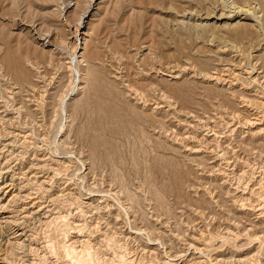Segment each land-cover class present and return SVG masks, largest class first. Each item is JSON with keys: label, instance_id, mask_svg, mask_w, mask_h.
Listing matches in <instances>:
<instances>
[{"label": "rangeland", "instance_id": "obj_1", "mask_svg": "<svg viewBox=\"0 0 264 264\" xmlns=\"http://www.w3.org/2000/svg\"><path fill=\"white\" fill-rule=\"evenodd\" d=\"M224 1L229 7H248L249 4L251 7L248 8L261 7L257 14L260 16L258 19L253 15L242 16L232 23L225 21L220 23L221 26L215 25L214 17L221 15L228 6ZM75 3L77 5L72 7ZM85 4L83 0H0V117L10 119L4 124L5 120L1 122L0 119V145L5 140L14 143L11 153L7 154V165L15 168L17 177H32L27 173L30 162L41 160L45 163L38 172L42 175L39 174L40 183L46 182L47 185L37 183V186L45 187L44 191L41 186H36V181L28 191L36 192L32 193L34 198L45 196L46 199L51 192H59L55 200H60V203L52 201L53 212L57 211V214L52 213L48 223H29V229L32 227L31 232L35 234L31 233L34 234L32 240L24 244L25 250L22 248L20 254L10 256L11 248L8 244L5 247L7 240L4 238L8 234L0 228V254H10L16 264H29L27 258L40 262L36 264H71L72 256L66 248L74 232L79 235L86 230L91 234L87 235L85 231L79 235L84 245L81 243L77 247L82 249L90 240L88 249L91 248L92 259H89L94 264H132L133 261V264H152L151 259L155 256L149 257L151 255L144 252L145 245H155L165 257L168 255L172 259L174 255L189 252V261L192 260L191 254H195L192 264L199 260L201 264H242L240 259L243 264H264V0H104L97 16L88 25L91 39L86 45H82L84 41L75 44L74 27L85 12ZM76 7L78 10L68 19L64 18L67 10L72 11ZM57 8L59 11L55 10ZM208 17L209 22L205 20ZM239 19L244 25H237L234 29L226 26L227 23L235 26ZM258 28L261 31L256 30ZM49 33L55 41L52 47L47 48L40 38L42 35L48 37ZM77 45L78 51L85 48L82 53L86 59L82 64L77 59ZM146 46L152 49L151 54L144 58ZM21 65L26 69L24 80L18 75ZM172 65H178V70H186L187 67L190 71H183L178 80L163 75L162 71L159 74L161 67ZM226 67L240 75L236 77L241 81L224 72ZM85 74V79L80 80ZM211 76L217 81H211ZM244 82L249 86L253 84L252 88ZM20 86L23 87L21 92ZM236 91L254 93L256 97L253 99L261 104L245 108L240 104L244 97ZM165 96L171 98V101L167 99L170 107L165 103ZM161 104L167 105H164L165 109H156ZM246 118H260V121L255 122L257 125L253 122L252 126L247 124ZM10 131L14 134H9ZM251 131H260L259 136L251 137ZM18 133L22 138L20 135L16 137ZM192 149L198 150L197 155L194 156ZM53 158L69 165L67 169H60L57 176L51 169L54 167ZM5 166L0 165V174ZM91 198L95 204L90 208L85 203ZM30 201L27 202L32 205L34 202ZM64 233L67 235L62 236ZM200 237H203V242ZM109 241L112 245L105 244ZM63 242L68 244L66 248ZM195 242H202L199 245L205 252L197 253L191 247ZM99 243H103V247L107 245L105 250ZM108 245L117 247L113 249ZM107 247L109 251L105 252ZM177 250L182 251L177 253ZM118 255L127 257L122 262Z\"/></svg>", "mask_w": 264, "mask_h": 264}, {"label": "bare ground", "instance_id": "obj_2", "mask_svg": "<svg viewBox=\"0 0 264 264\" xmlns=\"http://www.w3.org/2000/svg\"><path fill=\"white\" fill-rule=\"evenodd\" d=\"M80 1H82V0H77V2H80ZM83 1H85L86 2V4H85V12H84V14L80 17V19L78 20V23H77V25L74 27V35H75V38H76V41H75V44H77V42H79V41H84V43L85 44H82V45H86L87 44V42H88V40H89V38L91 37V32H90V28L88 27V25H90L91 24V22L93 21V19L97 16V12L99 11V9H100V6L104 3V0H83ZM225 2V1H224ZM223 2V4H225ZM233 2V1H232ZM231 2V3H232ZM235 2V1H234ZM233 2V3H234ZM229 3V2H228ZM63 4V3H62ZM227 4V3H226ZM235 4V3H234ZM249 4V3H248ZM258 4V3H257ZM77 5V3H75L72 7H75ZM228 6H225V8L224 7H222V8H224V10L222 11V13H221V15H219L218 16V14H217V17L215 16L214 18L216 19V21H215V25H217V24H219L220 25V23H225V21H228V22H231V21H233V20H237V18H240V17H242V16H244V17H248L249 15H250V17H251V15H253V17L254 18H256L257 17V14H259V9L261 8H258V7H252V8H248L249 6H250V4H249V6L248 7H233L232 5V7H229V4H227ZM258 5H260V4H258ZM220 6H222V4L220 5ZM235 6V5H234ZM253 6V5H252ZM71 7V6H70ZM218 7V6H217ZM251 7V6H250ZM61 9H63V7L61 8ZM221 9V8H220ZM56 11H59L58 10V8L57 9H55ZM54 10V11H55ZM76 10H78V7H76L74 10H72V11H69V10H67L66 11V14H64V18L66 17H70L71 16V13H73L74 11H76ZM219 11H217V13H218ZM58 13V12H57ZM63 13V12H62ZM216 13V12H215ZM186 14V13H185ZM261 14V13H260ZM69 15V16H68ZM210 15V14H209ZM177 16V15H176ZM213 16V15H212ZM260 16V15H259ZM258 16V17H259ZM160 17V16H159ZM164 17V16H163ZM199 17V16H198ZM206 17V16H205ZM210 17V16H209ZM206 18L205 20H207V22H209V19L210 18ZM258 17H257V19H258ZM263 17V16H262ZM67 18V19H68ZM204 18V17H203ZM213 18V17H212ZM261 18V17H260ZM259 18V19H260ZM159 19V18H158ZM183 19H184V17H183ZM214 19V20H215ZM245 19V18H244ZM253 19V18H252ZM251 19V20H252ZM243 20L241 19H239L238 20V22L237 23H235L236 25L235 26H233L232 27V25L230 24V23H227L226 24V26H228L229 28L231 27V29H234V27H236L237 28V25H244V22L243 23H241ZM258 21V20H257ZM67 22V21H66ZM182 22V21H181ZM249 22V21H248ZM252 22V21H251ZM232 23V22H231ZM254 23V22H253ZM210 24V23H209ZM212 24V23H211ZM250 24V23H249ZM261 24V23H260ZM28 25V24H27ZM223 25H225V24H223ZM207 26V24H206V22H205V24H204V27H206ZM221 26V25H220ZM246 26V25H245ZM251 26V25H250ZM201 27H203L202 25H201ZM203 27V28H204ZM209 27V26H208ZM240 27V26H239ZM254 27V26H253ZM252 27V28H253ZM260 27V26H259ZM198 28V27H197ZM220 27L218 26V29H219ZM223 28H225V27H223ZM240 28H242V27H240ZM239 28V29H240ZM261 28V27H260ZM260 28H258V29H256V30H259V31H261L260 30ZM226 29V28H225ZM255 29V28H254ZM254 29H252V30H254ZM72 30V29H71ZM226 30H228V28L226 29ZM256 30H254L253 32H256ZM36 31H37V29H36ZM218 31V30H217ZM258 31V32H259ZM211 32V31H210ZM14 33V32H13ZM51 34H52V32H51ZM71 34V33H70ZM214 34H215V32H214ZM213 34V35H214ZM218 34V33H217ZM255 34H257V32L255 33ZM261 34V33H260ZM55 35H57V33H55ZM258 35V34H257ZM43 36V35H42ZM41 36V40H40V42H42V45L43 46H45V47H47V48H50V47H52L54 44V41H55V39H54V37H53V35H50V33L48 34V37H47V35H44V36H46V37H42ZM215 36V35H214ZM214 36H213V38H214ZM217 36V35H216ZM216 36H215V38H216ZM57 37V36H56ZM217 38H218V36H217ZM57 39V38H56ZM91 39V38H90ZM74 40V39H73ZM58 41V40H57ZM219 41H221V39L219 40ZM81 42V43H82ZM248 42H249V40H248ZM61 43V42H60ZM63 43V42H62ZM199 43V42H198ZM74 44V45H75ZM206 46V45H205ZM214 46V45H213ZM245 46V45H244ZM249 46V45H248ZM251 46V45H250ZM216 48H218V50H219V47H216ZM221 48V47H220ZM223 48V47H222ZM225 48V47H224ZM233 48V47H232ZM263 48H264V46H263ZM85 48H80V50L78 51V45L76 46V52H78V55H77V59H78V61L82 64V62L84 63L85 62V59H86V56H85V53L83 52L82 53V50H84ZM151 49L152 48H150L149 46H146V47H144V51H143V57L144 58H146V57H148L150 54H151ZM258 49H260V47L258 48ZM54 49H50V51H53ZM261 50V49H260ZM74 51V50H73ZM74 51V52H75ZM217 51V50H216ZM221 51V50H220ZM227 51V50H226ZM234 51V50H233ZM247 51V50H246ZM257 51V50H256ZM218 53H220L219 51H217ZM221 52H223V51H221ZM264 52V51H263ZM225 53V52H224ZM255 53V52H254ZM261 53V52H260ZM54 54V53H53ZM155 54V53H154ZM234 54V53H233ZM243 55V54H242ZM257 55H259V54H257ZM74 56V55H73ZM223 56V55H222ZM256 56V55H255ZM263 56V55H262ZM119 57V56H118ZM76 58V57H75ZM142 58V57H141ZM153 58V57H152ZM61 59H63V58H61ZM116 59V58H115ZM118 59V58H117ZM122 59V58H121ZM74 60V59H73ZM141 61V60H140ZM143 61V60H142ZM157 62H159V61H157ZM230 62V61H229ZM71 63V62H70ZM120 63V62H119ZM32 64V63H31ZM158 64V63H157ZM187 64V63H186ZM189 64V63H188ZM231 64L233 65V63L231 62ZM231 64H228V65H231ZM244 64V63H243ZM69 65V64H68ZM161 65V64H160ZM166 65V64H165ZM227 65V64H226ZM225 65V66H226ZM235 65H237V64H235ZM158 66V65H157ZM162 66V65H161ZM160 66V67H161ZM181 65H179V68H182V67H180ZM183 66V65H182ZM189 66V65H188ZM57 67V66H56ZM177 67H178V65H177ZM177 67H174L173 65L171 66V67H168V66H166V67H161L160 69H159V74H160V71H162L161 73H163V75H167V76H169L170 78H172L173 80H178V79H180V75H182V72L184 71H186V73H187V67H186V70H185V68H184V70H178V68ZM229 67V66H228ZM228 67H226L225 69H224V72H226L227 74H231L230 76L233 78H235L236 76L239 78V76L236 74V72L235 71H233V70H231L230 68H228ZM233 67V66H232ZM190 68V67H189ZM224 68V67H223ZM235 68V67H234ZM71 69V68H70ZM239 70H240V68H238ZM73 70V69H72ZM115 70V69H114ZM194 70V69H193ZM38 71V70H37ZM68 71H69V69H68ZM71 71V70H70ZM69 71V72H70ZM85 72H87V70H84ZM188 71H190V70H188ZM197 71V70H196ZM238 71V70H237ZM251 71H253V69L251 70ZM57 72V71H56ZM59 72V71H58ZM117 72V71H116ZM244 72V71H243ZM242 72V73H243ZM246 72V71H245ZM55 73V72H54ZM81 73V72H80ZM119 73V72H118ZM123 73H124V71H123ZM156 73V72H155ZM189 73V72H188ZM216 73V72H215ZM214 73V74H215ZM238 73H240L241 74V72H238ZM248 73V72H247ZM250 73V72H249ZM253 73H254V71H253ZM253 73L251 74V75H253ZM260 73V72H259ZM121 74V73H120ZM184 74V73H183ZM191 74V73H190ZM224 74V73H223ZM243 74H245V73H243ZM255 74V73H254ZM18 75H19V78H21V79H23L24 80V76H26V69H25V67L23 66V65H21V68H19V71H18ZM71 75V74H70ZM80 75V74H79ZM119 75V74H118ZM138 75V74H137ZM146 75V74H145ZM158 75V74H157ZM224 75H226V74H224ZM242 75V74H241ZM250 75V74H249ZM260 75V77L261 78H263V76H261V74H259ZM262 75H263V73H262ZM84 76V77H83ZM81 78H80V80H84L85 79V76H86V74L85 75H83ZM194 76V75H193ZM27 77V76H26ZM40 77V76H39ZM182 77V76H181ZM184 77V76H183ZM186 77V76H185ZM188 77V76H187ZM212 77V76H211ZM236 77V78H237ZM245 77V76H244ZM252 77V76H251ZM256 77V76H255ZM257 77H258V75H257ZM256 77V78H257ZM116 78V77H115ZM210 77H208L207 78V80L209 79ZM230 78V77H229ZM235 78V79H236ZM236 79V80H240V79ZM255 78V79H256ZM118 79V78H117ZM211 79V81H217V78L215 79V80H213L214 78L212 77V78H210ZM221 79V78H220ZM226 79V78H225ZM249 79H251V78H249ZM264 79V78H263ZM53 80V79H52ZM124 80V79H123ZM182 80V79H181ZM219 80V79H218ZM223 80V79H222ZM221 80V81H222ZM243 80H246V79H243ZM254 80V79H253ZM258 80H260V79H257V81ZM28 81H29V79H28ZM209 81V80H208ZM220 81V82H221ZM227 82L229 81V80H226ZM225 81V82H226ZM241 81V80H240ZM240 81H238V83H240ZM247 81V80H246ZM252 81V80H251ZM256 81V82H257ZM264 81V80H263ZM219 82V81H218ZM223 82V81H222ZM221 82V83H222ZM226 82V83H227ZM70 83V82H69ZM82 83V82H81ZM235 82H233V84H234ZM244 83H246V82H244ZM252 83H253V81H252ZM11 84V83H10ZM31 84V83H30ZM216 84V83H215ZM233 84H231V87H232V85ZM242 84H243V81H242ZM247 84V83H246ZM254 85H255V82L253 83ZM253 84H252V86H253ZM20 85V84H19ZM71 85V84H70ZM82 85V84H81ZM208 85H210V84H208ZM213 85V84H212ZM219 85V84H218ZM223 85V84H222ZM227 85V84H226ZM248 86H249V84H247ZM262 85V84H261ZM2 86V85H1ZM6 86V85H5ZM216 86V85H215ZM219 86H221V85H219ZM224 86H225V84H224ZM234 86H236V85H234ZM250 86H251V83H250ZM249 86V87H250ZM252 86H251V88H252ZM18 87V86H17ZM16 86H15V88H17ZM25 87V86H24ZM231 87H230V89H231ZM254 87H256V86H254ZM217 88H219V87H217ZM221 88V87H220ZM241 88V87H240ZM247 88V87H246ZM19 89V91L21 92L22 91V89H23V87L22 86H20V88H18ZM29 89V88H28ZM236 89V88H235ZM250 89V88H249ZM14 90V89H13ZM16 90V89H15ZM36 90V89H35ZM226 90V89H225ZM228 90V89H227ZM245 90V89H244ZM257 90V89H256ZM230 91V90H229ZM241 91V90H240ZM36 92V91H35ZM236 92H238L239 94H241L244 98L240 101V104H242V105H245V108H246V106H248V105H251V104H255L256 105V103H257V105L258 104H261L260 102L258 103V100L256 101L255 99H253L254 98V96L256 97V95L254 94V93H249V94H246L245 92H239V91H236ZM261 92V91H260ZM137 93V92H136ZM259 93V92H258ZM257 93V94H258ZM18 94V93H17ZM159 94V93H158ZM253 94V95H252ZM260 94V93H259ZM258 94V95H259ZM264 93H262V95H263ZM231 95V94H230ZM257 95V96H258ZM34 96V95H33ZM14 97V96H13ZM42 97V96H41ZM145 97V96H144ZM172 97V96H171ZM259 97V99H260V95L258 96ZM38 98V97H37ZM44 98V97H43ZM261 98H263L262 96H261ZM134 99V98H133ZM164 99H166L165 100V103L170 107V105L167 103V101L168 100H170L171 98L169 97V99L168 98H166V96L164 97ZM168 99V100H167ZM42 100V99H41ZM236 100V99H235ZM40 101V100H39ZM155 101V100H154ZM162 101V100H161ZM161 101H159V103L161 102ZM171 101V100H170ZM262 101V100H261ZM164 102V101H163ZM4 103H5V101H4ZM46 103V102H45ZM156 103V102H155ZM158 103V104H159ZM169 103H171V102H169ZM173 103V102H172ZM262 103H263V101H262ZM166 104H164V105H166ZM174 104H176V103H174ZM238 104V103H237ZM145 105V104H144ZM164 105L162 106V104L161 105H158V107L156 108V109H158V110H160V109H163L164 108ZM166 105V106H167ZM172 105V104H171ZM252 105V106H253ZM263 105V104H262ZM173 106V105H172ZM261 106V105H260ZM243 107V106H242ZM241 107V108H242ZM256 107H259V106H255L254 108H256ZM264 107V106H263ZM23 108V107H22ZM174 108V107H173ZM237 108H239V106L237 107ZM252 107L250 106V109H251ZM253 108V109H254ZM260 108V107H259ZM24 109V108H23ZM156 109H154V110H156ZM165 109V108H164ZM169 109V108H168ZM172 109V108H171ZM182 109V108H181ZM240 109V108H239ZM256 109H258V108H256ZM262 109H264V108H262ZM262 109L260 110V111H262ZM17 110V109H16ZM20 110V109H19ZM47 110V109H46ZM151 110H153V109H151ZM244 110V109H243ZM255 110V109H254ZM162 111V110H161ZM248 111V110H247ZM246 110H245V112H247ZM154 112V111H153ZM256 112V111H255ZM2 113V112H1ZM157 113H158V111H157ZM172 113V112H171ZM224 113V112H223ZM251 113V112H250ZM258 113V112H257ZM45 114V113H44ZM184 114V113H183ZM231 114H232V112H231ZM243 114H245V113H243ZM246 114H248V113H246ZM252 114H253V112H252ZM256 114V113H255ZM239 115V114H238ZM237 115V116H238ZM261 115H263V114H261ZM196 116V115H195ZM222 116V115H221ZM231 116V115H230ZM229 116V117H230ZM248 116V115H247ZM250 116V115H249ZM256 116V115H255ZM3 117H5V116H3ZM9 117V116H8ZM254 117V116H253ZM258 117V116H257ZM261 117V116H260ZM224 118V117H223ZM242 117L240 116V119H241ZM245 118V117H244ZM0 119H2V121L1 122H3V120H5L4 118H2V117H0ZM230 119V118H229ZM247 119V120H246ZM245 120H246V122H247V124H250V125H254L255 124V122L256 121H260V120H258V119H260V118H246ZM10 119L8 118V120H5L4 122H3V124L6 122V123H9V122H7V121H9ZM222 120V119H221ZM16 121V120H15ZM19 121V120H18ZM186 121H187V119H186ZM202 121H205V120H202ZM213 121V120H212ZM216 121H217V119H216ZM215 121V122H216ZM219 121V120H218ZM224 121V120H223ZM235 121V120H234ZM262 121V120H261ZM207 122V121H206ZM253 122H254V124H253ZM263 122V121H262ZM240 123V122H239ZM245 123V122H244ZM259 123H261V122H259ZM3 124H1V125H3ZM13 124V123H12ZM205 124V123H204ZM212 124V123H211ZM237 124V123H236ZM258 123H256L255 125H257ZM221 125V124H220ZM246 125V124H245ZM249 125V126H250ZM247 126V125H246ZM192 127V126H191ZM194 127V126H193ZM211 127V126H210ZM2 128V127H1ZM13 128V127H12ZM217 128V127H216ZM221 128H223V127H221ZM239 128V127H238ZM238 128H237V130H238ZM251 128H253V127H251ZM3 129V128H2ZM16 129V128H15ZM23 129V128H22ZM194 129V128H193ZM197 129V128H196ZM259 129H262V128H259ZM7 130V129H6ZM251 130V129H250ZM258 130V129H257ZM13 131H14V129H13ZM12 131V132H13ZM189 131V130H188ZM245 131V130H244ZM254 131V130H253ZM253 131H251L250 132V134L249 135H251V137H253V138H255L257 135H258V133L260 132V131H258V132H253ZM264 130H262V132H263ZM11 131H10V133L9 134H11L12 133ZM198 132V131H197ZM222 132V131H221ZM225 132V131H224ZM242 132V131H241ZM202 133V132H201ZM217 133V132H216ZM235 133V132H234ZM1 134V133H0ZM9 134H8V136H9ZM12 134H14V133H12ZM11 134V135H12ZM21 134V133H20ZM19 133L18 134H15L16 135V137H18L19 135H20ZM231 134V133H230ZM261 134H263V133H261ZM7 135V134H6ZM246 135V134H245ZM28 136V135H27ZM213 136V135H212ZM259 136V135H258ZM3 137V136H2ZM188 137V136H187ZM203 137V136H202ZM246 137V136H245ZM9 138H11V137H9ZM20 138H22L21 137V135H20ZM27 138V137H26ZM193 138V137H192ZM247 138V137H246ZM207 139H209V138H207ZM228 139V138H227ZM13 140V139H12ZM19 141L21 140V139H18ZM23 140V139H22ZM24 140H25V137H24ZM195 140V139H194ZM253 140V139H252ZM2 141V140H1ZM17 141V140H16ZM16 141H14V142H16ZM183 141V140H182ZM215 141V140H214ZM18 142V141H17ZM16 142V143H17ZM251 142V141H250ZM15 143V144H16ZM213 143V142H212ZM14 144V143H13ZM13 144L11 143V141H9V140H5V141H3V143L0 145V165L2 166H5L4 168H3V171L4 172H2V174H0V228H3V229H5L6 230V232H7V234L8 235H4L3 237L7 240L6 241V245H5V247L7 246V244H8V246H9V248H11V255L10 256H14L15 255V253H17V254H20V252L22 253V248L24 247L25 248V246H24V244H26L27 242H29L30 240H32V236L35 234V232L34 231H32L34 234H32L31 235V229H32V227H31V229H29V223L32 221H40V222H38V223H43V221H47L48 219H49V217H50V215L52 214V213H56L57 211H55V212H53V207H52V201L53 200H55L56 198V196H58L57 194H59V192H55V193H53V192H51L52 194H51V196L49 197V198H45V196H43V198H34V196H33V194L32 193H36V192H29L28 190L29 189H31V188H33V186L30 188V185L32 184V183H35L34 181H36V186H37V183H40V176H39V172L38 171H40V169L42 168L43 169V164H45V163H43L41 160H37V162H30V166H29V169L27 170V173L28 174H30V176L32 175V177H28V175H26V177H22V178H20V177H17L16 176V172H15V168H13L12 166V168L10 167V165H7V161L9 160L8 158H9V155H7V154H10L11 152H10V150L12 151V146H13ZM20 144V143H19ZM27 144V143H26ZM204 144V143H203ZM17 145V144H16ZM194 145V144H193ZM214 145V144H213ZM216 145H218V143L216 144ZM221 145V144H220ZM22 146V145H21ZM35 146V145H34ZM195 146V145H194ZM205 146V145H204ZM222 146V145H221ZM1 147L3 148V149H1ZM18 147V146H17ZM37 147V146H36ZM191 148V147H190ZM195 148V147H194ZM208 148V147H207ZM217 148V147H216ZM263 148V147H262ZM17 150V149H16ZM31 150V149H30ZM191 150V149H190ZM193 150V149H192ZM207 150V149H206ZM212 150V149H211ZM14 151V150H13ZM193 151H195L194 152V156L195 155H197L196 153H197V151L196 150H193ZM193 151H192V153H193ZM210 151V150H209ZM7 152H9V153H7ZM34 152V151H33ZM186 152V151H185ZM212 152V151H211ZM25 153V152H24ZM28 153V152H27ZM36 153V152H35ZM214 153H216V152H214ZM26 154V153H25ZM225 154V153H224ZM234 154V153H233ZM256 154H257V152H256ZM14 155H15V153H14ZM16 155H18V154H16ZM44 155H46V154H44ZM218 156V155H217ZM224 156V155H223ZM15 157V156H14ZM26 157H28V156H26ZM229 157V156H228ZM11 159H12V155H11V157H10ZM33 158V157H32ZM43 158H44V156H43ZM43 158H42V160H43ZM57 158V157H56ZM212 158V157H211ZM221 158V157H220ZM10 159V160H11ZM47 159V158H46ZM229 159V158H228ZM33 160V159H32ZM47 160H49V159H47ZM52 160V159H51ZM12 161V160H11ZM10 161V162H11ZM44 161V160H43ZM60 161V160H59ZM59 161H54V158H53V166L54 167H52L51 169L53 170V174H55L56 176H57V172L58 171H60V169H64V167L66 168L67 166H69V165H64V163H61V161L59 162ZM215 161V160H214ZM221 161V160H220ZM52 162V161H51ZM66 162V161H65ZM12 163V162H11ZM18 163V162H17ZM16 163V164H17ZM48 163V162H47ZM8 164H10V163H8ZM13 164V163H12ZM11 164V165H12ZM50 164V163H49ZM49 164H47L48 166H49ZM227 164V163H226ZM235 164V163H234ZM239 164V163H238ZM25 165V164H24ZM203 165V164H202ZM46 166V165H45ZM73 166V165H72ZM234 166V165H233ZM245 166V165H244ZM28 167V166H27ZM219 167V166H218ZM25 168V167H24ZM47 168V166L45 167V169ZM70 168V167H69ZM244 168V167H243ZM18 169H20V168H18ZM48 169H50L49 167H48ZM47 169V171L49 172L50 170H48ZM67 169V168H66ZM198 169V168H197ZM2 170V169H1ZM52 170H51V172H52ZM218 170H220V169H218ZM217 170V171H218ZM228 170V169H227ZM19 171V170H18ZM62 171V170H61ZM236 171V170H235ZM20 172V171H19ZM23 172V171H22ZM45 172V171H44ZM48 172H46V173H48ZM66 172V171H65ZM247 172V171H246ZM27 173H25V174H27ZM43 173V172H42ZM215 173V172H214ZM234 173V172H233ZM243 173V172H242ZM24 174V173H23ZM22 174V175H23ZM24 174V175H25ZM49 174H51V173H49ZM201 174V173H200ZM205 174V173H204ZM212 174V173H211ZM219 174V173H218ZM41 175V174H40ZM54 175V176H55ZM231 175V174H230ZM238 175H240V174H238ZM244 175V174H243ZM248 175V174H247ZM42 176V175H41ZM65 176V175H64ZM53 177V176H52ZM61 177V176H60ZM92 177V176H91ZM201 177V176H200ZM263 177H264V175H263ZM51 178V177H50ZM43 179V178H42ZM45 179V178H44ZM52 179V178H51ZM54 179H55V177H54ZM54 179H52V180H54ZM264 179V178H263ZM228 180V179H227ZM222 181V180H221ZM49 182V181H48ZM52 182V181H51ZM252 182V181H251ZM225 183V182H224ZM260 183V182H259ZM264 183V181L262 182V184ZM41 185H45L46 184V182H42V183H40ZM39 184V186H37V187H40L41 185ZM69 184H71V183H69ZM33 185V184H32ZM47 185V184H46ZM51 185V184H50ZM55 185V184H54ZM63 185H65V184H63ZM240 185V184H239ZM242 185V184H241ZM248 185V184H247ZM247 185H245V186H247ZM250 185V184H249ZM259 185V184H258ZM203 186V185H202ZM201 186V187H202ZM263 187H264V185H262ZM35 187V186H34ZM42 187V186H41ZM51 187V186H50ZM71 187V186H70ZM238 187V186H237ZM244 187V186H243ZM258 187H260V185L258 186ZM263 187H261V189L263 188ZM43 188V187H42ZM45 188V187H44ZM44 188L42 189L43 191H44ZM47 188V187H46ZM55 188V187H54ZM203 188V187H202ZM248 188V187H247ZM36 189V188H35ZM58 189V188H57ZM78 189V188H77ZM244 189V188H243ZM259 189V188H258ZM32 190V189H31ZM38 190V189H37ZM36 190V191H37ZM41 190V191H42ZM51 190H53V189H51ZM50 190V191H51ZM54 190H56V188L54 189ZM59 190H60V188H59ZM63 190V189H62ZM61 190V191H62ZM76 190V189H75ZM257 190V189H256ZM260 190V189H259ZM60 191V192H61ZM67 191V190H66ZM79 191V190H78ZM241 191V190H240ZM255 191V190H254ZM193 192V191H192ZM264 192V191H263ZM46 193V192H45ZM64 193H65V191H64ZM114 193H116V192H114ZM252 193H254V192H252ZM258 193V192H257ZM260 193H262V192H260ZM48 194V193H47ZM46 194V195H47ZM61 194H62V192H61ZM67 194V193H66ZM66 194H64V195H66ZM69 194V193H68ZM228 194H230V193H228ZM38 195V194H37ZM64 195L62 196V197H64ZM70 195V194H69ZM81 195V194H80ZM196 195V194H195ZM247 195V194H246ZM256 195V194H255ZM263 195H264V193H263ZM9 196H11V198H10V200H8L7 201V198L9 197ZM42 196V195H41ZM61 196V195H60ZM59 196V197H60ZM258 196V195H257ZM38 197V196H37ZM61 197V198H62ZM79 197V196H78ZM214 197V196H213ZM261 197V196H260ZM52 198V199H51ZM60 198V199H61ZM107 198V197H106ZM257 198V197H256ZM50 199V200H49ZM67 199V198H66ZM196 199V198H195ZM234 199V198H233ZM30 201V200H33V204L31 205V204H29L27 201ZM57 200L59 201V203H60V200L57 198ZM96 200V199H95ZM197 200V199H196ZM260 200V199H259ZM57 201V202H58ZM80 201V200H79ZM104 201V200H103ZM234 201V200H233ZM237 201V200H236ZM263 201V200H262ZM31 202V201H30ZM54 203L56 202V200L55 201H53ZM56 202V203H57ZM64 202V201H63ZM69 202V201H68ZM257 202V201H256ZM93 203H94V199H89V201H87L85 204L87 205V206H90V208L93 206ZM125 203V202H124ZM249 203V202H248ZM69 204V203H68ZM78 204V203H77ZM95 204V203H94ZM121 204H123V203H121ZM241 204V203H240ZM245 204V203H244ZM54 205H56V204H54ZM53 205V206H54ZM84 205V204H83ZM126 205V204H125ZM128 205V204H127ZM254 205V204H253ZM69 206V205H68ZM57 207V206H56ZM75 207H77V206H75ZM85 207V206H84ZM109 207V206H108ZM111 207V206H110ZM241 207V206H240ZM248 207V206H247ZM259 207H260V205H259ZM264 207V206H263ZM53 208V209H52ZM69 208V207H68ZM126 208V207H125ZM75 209V208H74ZM79 209V208H78ZM87 209V208H86ZM129 209V208H128ZM131 209V208H130ZM254 209V208H253ZM258 209V208H257ZM261 209H263V208H261ZM58 210V209H57ZM60 210V209H59ZM244 210V209H243ZM74 211V210H73ZM93 211V210H92ZM101 211V210H100ZM108 211V210H107ZM133 211V210H132ZM62 212V211H61ZM96 212V211H95ZM99 212V211H98ZM105 212V211H104ZM119 212V211H118ZM129 212V211H128ZM241 212V211H240ZM63 213H65V212H63ZM78 213V212H77ZM76 213V214H77ZM82 213V212H81ZM57 214V213H56ZM72 214V213H71ZM95 214V213H94ZM100 214V213H99ZM253 214V213H252ZM262 214V213H261ZM115 215V214H114ZM130 215V214H129ZM256 215V214H255ZM58 216V215H57ZM63 216H64V214H63ZM95 216V215H94ZM116 216V215H115ZM121 216V215H120ZM55 217V216H54ZM69 218H71L70 216H68ZM102 217V216H101ZM117 217V216H116ZM119 217V216H118ZM125 217H126V215H125ZM131 217V216H130ZM203 217V216H202ZM259 217V216H258ZM53 220H54V218L53 217H51ZM63 217H61V219H62ZM88 218V217H87ZM57 219H60V218H57ZM104 219H106V218H104ZM108 219H109V217H108ZM112 219V218H111ZM114 219V218H113ZM119 219V218H118ZM123 219V218H122ZM51 220V219H50ZM80 220V219H79ZM117 220V219H116ZM115 220V221H116ZM128 220V219H127ZM157 220H158V218H157ZM202 220V219H201ZM57 221V220H56ZM94 221V220H93ZM118 221V220H117ZM123 221V220H122ZM134 221V220H133ZM142 221V220H141ZM152 221V220H151ZM31 222V223H32ZM53 223V221H50L49 223ZM74 222V221H73ZM98 222V221H97ZM111 222H113L114 223V221H111ZM119 222V221H118ZM118 222H117V224H118ZM37 223V222H36ZM46 223H48V221L46 222ZM102 223V222H101ZM108 223V222H107ZM112 223V224H113ZM174 223V222H173ZM35 224V223H34ZM103 224V223H102ZM32 225V224H31ZM39 226H40V224H38ZM44 225V224H43ZM72 225V224H71ZM75 225V224H74ZM76 225H79V224H76ZM105 225V224H104ZM110 225H111V223H110ZM113 225H115V223L113 224ZM122 225V224H121ZM120 225V226H121ZM136 225V224H135ZM161 225V224H160ZM196 225V224H195ZM236 225V224H235ZM238 225V224H237ZM252 225V224H251ZM46 226H49V225H47L46 224ZM66 226V225H65ZM83 226V225H82ZM81 226V227H82ZM97 226V225H96ZM116 226V225H115ZM143 226V225H142ZM162 226H164V224L162 225ZM175 226V225H174ZM232 226V225H231ZM241 226V225H240ZM254 226H255V224H254ZM253 226V227H254ZM55 227V226H54ZM71 227V226H70ZM73 227V226H72ZM88 227V226H87ZM94 227V226H93ZM98 227V226H97ZM110 227V226H109ZM123 227V226H122ZM157 227V226H156ZM165 227V226H164ZM41 228V227H40ZM78 228V227H77ZM76 228V229H77ZM113 228V227H112ZM138 228V227H137ZM163 228V227H162ZM63 229V228H62ZM65 229V228H64ZM75 229V230H76ZM107 229V228H106ZM111 229V228H110ZM113 229H115V228H113ZM120 229H122L121 227H120ZM174 229V228H173ZM206 229V228H205ZM218 229V228H217ZM237 229V228H236ZM43 230V229H42ZM82 230H83V228H82ZM85 230V229H84ZM98 230V229H97ZM105 230V229H104ZM109 230V229H108ZM116 230L118 231V229L116 228ZM115 230V231H116ZM136 230V229H135ZM144 230V229H143ZM146 230V229H145ZM196 230V229H195ZM209 230V229H208ZM1 231V230H0ZM45 231V230H44ZM43 231V232H44ZM57 231H59V229L57 230ZM68 230H66V232H67ZM78 231V230H77ZM80 231V230H79ZM78 231V232H79ZM86 231V230H85ZM84 231V232H85ZM100 231V230H99ZM103 231V230H102ZM140 231V230H139ZM148 231V230H147ZM193 231V230H192ZM216 231V230H215ZM220 231V230H219ZM238 231H239V229H238ZM251 231V230H250ZM2 232H4V231H2ZM74 232V231H73ZM77 232V233H78ZM84 232H82L83 234H84ZM94 232V231H93ZM96 232V231H95ZM98 232V231H97ZM107 232V231H106ZM110 232V231H109ZM119 232V231H118ZM138 232V231H137ZM137 232H136V234H137ZM202 232H203V230H202ZM256 232V231H255ZM42 233V232H41ZM57 233H59V232H57ZM75 233V235L74 236H72V238H71V236H70V238H71V240H70V243H69V245L67 244V243H64L65 244V248H66V246H67V248H66V250L68 251L69 250V252L68 253H70V255L72 256V259H71V264H94V262L93 261H91L90 259H92L91 257H92V255H90V251H91V248H89L88 249V247H89V244H90V240H89V243L86 241L85 243H87L86 244V246H83V248L82 249H80L79 250V244H83V242H81V239L82 238H80V236L79 235H81L82 233H80L79 235L78 234H76V232H74ZM73 233V234H74ZM86 233H87V231H86ZM103 233H105V232H103ZM111 233H112V231H111ZM114 233V232H113ZM116 233V232H115ZM121 233H122V231H121ZM126 233V232H125ZM124 233V234H125ZM128 233V232H127ZM132 233H133V231H132ZM229 233V232H228ZM227 233V234H228ZM236 233V232H235ZM72 234V233H71ZM90 234H91V231H90ZM90 234H88L87 233V235H90ZM94 234H96V233H94ZM93 234V236H95ZM97 234H99V238H102L101 237V235H100V233H97ZM102 234V233H101ZM108 234V233H107ZM116 234H118V233H116ZM135 234V235H136ZM147 234V233H146ZM159 234V233H158ZM166 234V233H165ZM186 234H188V233H186ZM203 234H205V233H203ZM239 234V233H238ZM241 234V233H240ZM243 234V233H242ZM255 234H257V233H255ZM55 235V234H54ZM58 235V234H57ZM62 235V234H61ZM65 235V233L62 235V236H64ZM67 235V234H66ZM65 235V236H66ZM105 235V234H104ZM134 235V234H133ZM236 235V234H235ZM45 236V235H44ZM82 236V235H81ZM106 236V235H105ZM108 236V235H107ZM106 236V237H107ZM111 236V235H110ZM128 236V235H127ZM150 236H152V235H150ZM192 236V235H191ZM201 236V235H200ZM210 236V235H209ZM222 236V235H221ZM246 236V235H245ZM255 236V235H254ZM34 237H36V236H34ZM56 237V236H55ZM60 237V236H59ZM69 237V236H68ZM90 237V236H89ZM88 237V238H89ZM118 237V236H117ZM132 237V236H131ZM137 237V236H136ZM139 237V236H138ZM154 237V236H153ZM224 237V236H223ZM235 238H236V236H234ZM238 237V236H237ZM260 237V236H259ZM258 237V238H259ZM263 237V236H262ZM37 238V237H36ZM63 237H61V239H62ZM87 238V239H88ZM98 238V239H99ZM105 238V237H104ZM104 238H103V240H104ZM108 238H110V237H108ZM124 238V237H123ZM127 238V237H126ZM133 238H135V237H133ZM174 238V237H173ZM177 238V237H176ZM195 238V237H194ZM199 238V237H198ZM201 238V240H202V238L203 237H200ZM207 238V237H206ZM34 239V238H33ZM42 239V238H41ZM40 239V240H41ZM45 239V238H44ZM51 239V238H50ZM59 239V238H58ZM107 239V238H106ZM106 239H105V242H106ZM114 239H115V237H114ZM125 239V238H124ZM128 239H131V238H129L128 237ZM153 239V238H152ZM151 239V240H152ZM181 239V238H180ZM184 239V238H183ZM196 240H197V238H195ZM195 239H193V241H195ZM239 239H240V237H239ZM65 240H67V239H65ZM83 240H85V239H83ZM96 240V239H95ZM94 240V241H95ZM103 240H100V242L101 241H103ZM108 240H110V239H108ZM112 240H113V238H112ZM133 240H135V239H133ZM204 240V239H203ZM203 240H202V242H203ZM243 240V239H242ZM255 240V239H254ZM36 241V240H35ZM37 241H38V239H37ZM64 241V240H63ZM93 241V240H92ZM127 241V240H126ZM130 241H132V239L130 240ZM154 241V240H153ZM199 241H200V239H199ZM222 241V240H221ZM57 242H59V240L57 241ZM62 242V241H61ZM66 242H68V241H66ZM98 242V241H97ZM113 242H115V241H113ZM112 242V243H113ZM117 242V241H116ZM140 242V241H139ZM149 242V241H148ZM187 242V241H186ZM198 242V241H197ZM201 242V243H202ZM208 242V241H207ZM212 242V241H211ZM38 243V242H37ZM40 243V242H39ZM38 243V244H39ZM44 243H45V241H44ZM53 243V242H52ZM93 243H95V242H92V244ZM104 243V242H103ZM103 243H99V245L101 246ZM111 242L109 241L108 243H105V244H110ZM135 243V242H134ZM141 243V242H140ZM189 243V242H188ZM200 242H199V244H201ZM204 243H205V241H204ZM4 244H5V242H4ZM30 244V243H29ZM41 244V243H40ZM39 244V245H40ZM57 244V243H56ZM62 244V243H61ZM67 244V245H66ZM127 244V243H126ZM132 244V243H131ZM150 244V243H149ZM184 244V243H183ZM193 244V243H192ZM195 245H193V246H191V247H193L194 249H195V251L197 252V253H202V248H200V245L198 244V243H194ZM203 244V243H202ZM210 244V243H209ZM32 245V244H31ZM46 245V244H45ZM59 245V244H58ZM63 245V244H62ZM84 245V244H83ZM98 245V244H97ZM97 245H94V246H97ZM110 245H112V244H110ZM110 245H108V246H110ZM114 245V244H113ZM182 245V244H181ZM191 245V244H190ZM1 246V245H0ZM7 246V247H8ZM27 246V245H26ZM30 246V245H29ZM78 246V247H77ZM81 246V245H80ZM90 246H91V244H90ZM105 246H107V245H104V247ZM116 246V245H115ZM115 246H110L111 248H113V247H115ZM128 246V245H127ZM136 246H137V244H136ZM139 246V245H138ZM141 246H144V244L143 245H141ZM28 247V246H27ZM31 247V246H30ZM46 247V246H45ZM50 247V246H49ZM52 247V246H51ZM101 247H103V246H101ZM104 247H103V249H104ZM117 247V246H116ZM116 247H115V249H116ZM120 249H122L121 248V246H118ZM123 247V246H122ZM126 247V246H125ZM125 247H124V250H125ZM132 247V246H131ZM179 247V246H178ZM190 247V248H191ZM207 246H205V248H206ZM4 248V247H3ZM23 248V251L25 250ZM33 248V247H32ZM108 248V247H107ZM110 248V249H111ZM128 248V247H127ZM130 248V247H129ZM169 248V250H170V247H168ZM189 248V249H190ZM204 248V249H205ZM1 249V248H0ZM5 249V248H4ZM3 249V250H4ZM27 249V248H26ZM35 249V248H34ZM39 249V248H38ZM46 249V248H45ZM58 249H61L60 247H58ZM92 249H93V247H92ZM114 249V248H113ZM118 249V248H117ZM136 249V248H135ZM180 249V248H179ZM188 249V248H187ZM2 250V251H3ZM6 250H7V248H6ZM5 250V251H6ZM47 250V249H46ZM51 251L52 252V250L53 249H48V251ZM56 250V249H55ZM96 250H97V248H96ZM105 250V249H104ZM131 250H132V248H131ZM138 250V249H137ZM141 251H142V249H140ZM160 249H158L155 245H145V249H144V252L146 253V252H148L151 256H149V257H153V256H155V259L153 258V259H151V260H153V261H156V263L157 264H187V262H191L190 264H192V263H194V262H192L193 261V259H195V254H191V258H192V260H189V261H187V254L189 253V252H187V254H182V255H180V256H177V255H174L173 253V259H172V257L171 256H166L165 257V254L163 253V252H160L159 251ZM176 250V249H175ZM186 250V249H185ZM206 250V249H205ZM228 250V249H227ZM1 251V252H2ZM8 251V250H7ZM35 251V250H34ZM43 251H45V250H43ZM58 251V250H57ZM61 251V250H60ZM59 251V252H60ZM62 251H65V250H62ZM67 251H65V253L67 252ZM93 251H95V250H93ZM109 251V248H108V250H106L105 252H108ZM114 251V250H113ZM117 251V250H116ZM127 251V250H126ZM139 251V250H138ZM163 251H165V250H163ZM168 251V250H167ZM172 251V250H171ZM177 251H179V250H177ZM182 251V250H181ZM181 251H179V252H177V253H180ZM188 251H190V250H188ZM191 251H192V249H191ZM204 251V250H203ZM208 251V250H207ZM27 252H29V251H27ZM41 252V251H40ZM58 252V253H59ZM92 252V251H91ZM101 252V251H100ZM173 252V251H172ZM193 252V251H192ZM205 252V251H204ZM3 253V252H2ZM33 253V252H32ZM45 253V252H44ZM50 253V252H49ZM52 253H55V252H52ZM58 253L57 254H54V256L55 255H58ZM65 253H64V255H65ZM127 253V252H126ZM125 253V254H126ZM143 252H141V254H142ZM147 253V254H148ZM166 253V252H165ZM12 254H14V255H12ZM16 254V255H17ZM24 254V253H23ZM28 254V253H27ZM60 254V253H59ZM96 254V253H95ZM106 254H108V253H106ZM111 254H112V252H111ZM118 254V253H117ZM128 254V253H127ZM190 254V253H189ZM189 254H188V256H189ZM261 254V253H260ZM8 255V253H6V254H0V264H16V262L15 263H13V259L11 260V257ZM32 255V254H31ZM38 255V254H37ZM53 255V254H52ZM61 255H62V253H61ZM67 255V254H66ZM88 255H90V256H88ZM122 255V254H121ZM133 255V254H132ZM134 255H136V254H134ZM146 255V254H145ZM197 255V254H196ZM200 255V254H199ZM203 255V254H202ZM257 255V254H256ZM20 256V255H19ZM27 256V255H26ZM26 256H24L25 258H26ZM51 256V255H50ZM69 256V255H68ZM88 256V257H87ZM94 256V255H93ZM119 256V255H118ZM125 255H123V256H119L118 257V259L120 258L121 260H122V262H124L125 261V258L127 257H124ZM131 256V255H130ZM143 256V255H142ZM18 257V256H17ZM28 257V256H27ZM61 257V256H60ZM67 257V256H66ZM70 257V256H69ZM89 257H90V259H89ZM96 257H98V256H95V258ZM132 257V256H131ZM140 257V256H139ZM138 257V258H139ZM40 258V257H39ZM42 258H43V255H42ZM44 258H46V257H44ZM58 258V257H57ZM62 258H63V256H62ZM65 258V257H64ZM137 258V259H138ZM142 257H140V259H141ZM144 259H145V256L143 257ZM16 259V258H15ZM22 259V258H21ZM24 259V258H23ZM31 259V258H30ZM68 260H69V258H67ZM118 259H117V261H118ZM119 259V261H121ZM129 259V258H128ZM136 258H135V260H137ZM140 259L138 260V261H140ZM143 259V260H144ZM146 259H147V257H146ZM150 258H148V260H149ZM223 259V258H222ZM221 259V260H222ZM255 259V258H254ZM27 260V262L29 263V264H36V263H40L39 261L38 262H36V261H34V259L31 261V260H29L28 258L26 259ZM26 260H25V262H26ZM60 260V259H59ZM142 260V261H143ZM218 260V259H217ZM251 260H253V259H251ZM260 260V259H259ZM58 261V260H57ZM62 261V260H61ZM60 261V262H61ZM64 261V260H63ZM109 261H112L113 262V260H109ZM146 261V260H145ZM152 261V264H154V262ZM187 261V262H186ZM196 261V260H195ZM215 261V260H214ZM218 261H220V260H218ZM238 261H239V259H238ZM24 262V261H23ZM24 262V263H25ZM44 262V261H43ZM92 262V263H91ZM96 262V261H95ZM108 262V261H107ZM115 262V261H114ZM130 262V261H129ZM135 261H133L132 262V264L134 263ZM141 262V261H140ZM149 262H151V261H149ZM199 262H200V260H199ZM199 262H195L196 264H201V263H199ZM202 262V261H201ZM222 262V261H221ZM229 262V261H228ZM232 262V261H231ZM19 263V262H18ZM17 263V264H18ZM42 263V262H41ZM46 263V262H45ZM52 263V262H51ZM67 263H68V261H67ZM69 263H70V261H69ZM125 263H127V262H125ZM124 263V264H125ZM144 263V262H143ZM146 263H148V261L146 262ZM155 263V264H156ZM203 263V262H202ZM206 263H207V261H206ZM223 263H224V260H223ZM239 263V262H238ZM240 263H244V261L242 260V259H240ZM61 264V263H60ZM63 264V263H62ZM116 264H117V262H116ZM119 264V263H118ZM131 264V263H130ZM138 264V263H137ZM145 264V263H144ZM150 264V263H149ZM215 264V263H214ZM220 264V263H219Z\"/></svg>", "mask_w": 264, "mask_h": 264}]
</instances>
